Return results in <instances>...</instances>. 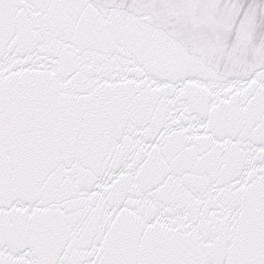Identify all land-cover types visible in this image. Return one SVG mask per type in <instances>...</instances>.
<instances>
[{"label":"snow or ice","instance_id":"obj_1","mask_svg":"<svg viewBox=\"0 0 264 264\" xmlns=\"http://www.w3.org/2000/svg\"><path fill=\"white\" fill-rule=\"evenodd\" d=\"M0 264H264V0H0Z\"/></svg>","mask_w":264,"mask_h":264}]
</instances>
